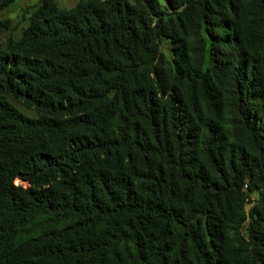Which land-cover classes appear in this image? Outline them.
<instances>
[{
	"label": "trees",
	"instance_id": "trees-1",
	"mask_svg": "<svg viewBox=\"0 0 264 264\" xmlns=\"http://www.w3.org/2000/svg\"><path fill=\"white\" fill-rule=\"evenodd\" d=\"M57 1L0 50V264H264V0Z\"/></svg>",
	"mask_w": 264,
	"mask_h": 264
},
{
	"label": "rangeland",
	"instance_id": "rangeland-1",
	"mask_svg": "<svg viewBox=\"0 0 264 264\" xmlns=\"http://www.w3.org/2000/svg\"><path fill=\"white\" fill-rule=\"evenodd\" d=\"M44 1L45 0H14L9 8L0 11V22L4 23L5 25L0 30V50H5L6 45L10 41L17 42L22 38L24 31L28 28L32 18L34 17V14H36L41 9ZM82 1L84 0H58L56 5L61 11H71ZM158 1L162 6H166L165 0ZM184 37L185 43L190 45L191 41H189V38L187 36ZM203 37L206 38L204 32ZM206 41H208V39ZM160 50L165 60L169 62H173L175 60V44L172 42V40L164 39L160 44ZM209 66H211V61L209 55H207L206 67ZM9 102L22 114L33 119L37 118V113L33 109L26 107L21 102L12 98L9 99ZM17 185H20L19 181L17 182ZM258 200L259 195L253 194L250 197L247 209L249 210L251 207H253L258 202Z\"/></svg>",
	"mask_w": 264,
	"mask_h": 264
}]
</instances>
